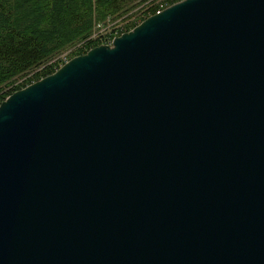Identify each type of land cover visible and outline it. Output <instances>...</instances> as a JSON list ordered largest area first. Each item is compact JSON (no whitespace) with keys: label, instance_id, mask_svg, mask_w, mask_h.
Returning a JSON list of instances; mask_svg holds the SVG:
<instances>
[{"label":"water","instance_id":"95a60500","mask_svg":"<svg viewBox=\"0 0 264 264\" xmlns=\"http://www.w3.org/2000/svg\"><path fill=\"white\" fill-rule=\"evenodd\" d=\"M0 264H264V0H183L8 96Z\"/></svg>","mask_w":264,"mask_h":264},{"label":"trees","instance_id":"16d2710c","mask_svg":"<svg viewBox=\"0 0 264 264\" xmlns=\"http://www.w3.org/2000/svg\"><path fill=\"white\" fill-rule=\"evenodd\" d=\"M145 1L149 0H0V104L51 75L50 63L85 41L96 24L119 19ZM38 69L24 84L3 93L16 79Z\"/></svg>","mask_w":264,"mask_h":264},{"label":"built area","instance_id":"2783aa9c","mask_svg":"<svg viewBox=\"0 0 264 264\" xmlns=\"http://www.w3.org/2000/svg\"><path fill=\"white\" fill-rule=\"evenodd\" d=\"M172 5L174 4L169 5V3H164L162 5H156L154 1L150 0L140 6L137 10V12L140 10L139 12L141 14H129L116 20L108 18L107 22L96 24L92 34L85 41L70 48L50 63V65L53 66L52 74L66 65L72 58L85 55L95 47L102 45L112 46V42L115 38L120 37L124 33L130 32L147 18L160 14L163 10ZM153 9L156 10L153 11Z\"/></svg>","mask_w":264,"mask_h":264},{"label":"rangeland","instance_id":"374dc122","mask_svg":"<svg viewBox=\"0 0 264 264\" xmlns=\"http://www.w3.org/2000/svg\"><path fill=\"white\" fill-rule=\"evenodd\" d=\"M150 1V0H149ZM152 1H154V3L156 4V5H158V4H164V3H167L168 2V0H152ZM146 2V1H145ZM141 4V3H140ZM141 6V5H140ZM140 6H138V7H136L134 10H132L131 12H129L127 15H129V14H141L139 11L137 12V10L140 8ZM127 15H125V16H127ZM106 22H107V20H106ZM40 69H38V70H36V71H33V72H30V73H28V75H26V76H24V77H22V78H18V79H16L15 80V82H14V84H12V85H9L8 86V88H6L5 90H4V92L3 93H7V92H9L10 90H12V89H14V88H16V87H18V86H20L21 84H24V82L27 80V79H29V78H31L37 71H39Z\"/></svg>","mask_w":264,"mask_h":264}]
</instances>
